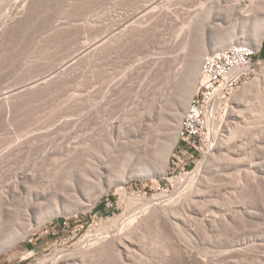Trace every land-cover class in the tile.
Returning a JSON list of instances; mask_svg holds the SVG:
<instances>
[{
  "label": "rangeland",
  "instance_id": "rangeland-1",
  "mask_svg": "<svg viewBox=\"0 0 264 264\" xmlns=\"http://www.w3.org/2000/svg\"><path fill=\"white\" fill-rule=\"evenodd\" d=\"M211 6L212 0H0V95L16 94L15 88L41 76L52 77L34 91L0 101V155L7 154L0 157L5 210L0 244L14 234L19 238L0 252V264H52L84 235L107 237L132 224L136 228L126 247L114 253L109 248L110 253L98 255L101 260H92L264 264V80L263 97L255 89L250 93L247 82L217 106L213 144L189 162L185 173L172 162L177 143L162 174L156 156L139 140V121L151 109L164 107L162 129L175 112L179 100L174 97L180 94V99L179 90L190 81L185 43L197 41L194 29L208 41L211 25L226 26L222 20L230 13ZM204 10L209 12L200 13ZM195 24L202 30L192 29ZM100 37L107 49H94L95 56L86 51L83 60L73 58L76 63L61 66ZM263 46L264 39L260 50ZM257 70L250 82L260 79L264 58ZM121 121L126 131L107 138L111 125ZM27 136L39 137L8 153ZM88 140L99 144L91 145L92 158H70L67 169L56 167L65 160L68 145ZM20 171L34 173L36 182L8 193ZM164 204L175 209L174 215H163Z\"/></svg>",
  "mask_w": 264,
  "mask_h": 264
},
{
  "label": "bare ground",
  "instance_id": "bare-ground-1",
  "mask_svg": "<svg viewBox=\"0 0 264 264\" xmlns=\"http://www.w3.org/2000/svg\"><path fill=\"white\" fill-rule=\"evenodd\" d=\"M211 7H212V11L225 10V11H227V13H230V16L227 19H223L222 20L223 23H226V26H223L222 23H220V22L214 23V27H212V25L210 26L211 27V34L209 35V40L208 41H207V38L204 36L203 32L201 33V31L198 30L199 32L197 33L196 32L197 30L194 29L195 34L193 36H196V34H198L197 36H199V33H201L199 37L196 36L195 39H197V41L196 42L193 41L195 43H193V42H191V43L190 42H186L185 43L184 42L185 43V47H187L188 50H189V56L187 57V59H185L186 60L185 64H186V67H187V71L189 73L188 76H190V78H189L190 81L189 80H188V82L186 81V87L184 86V89H183V86H182L181 89H183V90H181V89L179 90V91H182L181 92V98L180 99L178 98L180 96L179 93H178L179 96H177V98L174 97V101H176V99L179 100L176 103V105H175L176 107L173 108V109H175V112H170L169 118H168V122H166L165 125H164V122H163V124H161V125H164L163 129L165 131H168L169 133L164 132L162 127L159 125V122L161 121L160 119L162 117L161 114L164 111L163 110L164 107H161V106L151 109V111H149V113L147 115H144V112H143L144 116L141 118L142 120H140L141 122L139 121V124H138V125H140L139 126V131L141 132L139 140H143V142L145 143V146L148 147L149 152L151 151V153H152L151 155L154 154L156 156L155 159H157L159 161V165H158L159 166V170L158 171H160L162 174L165 172L166 167L169 166L167 160H168L169 153L172 150L173 146L177 143L176 144V149H175V151L172 152V155H171L172 156V161L175 159L176 153L178 152L179 148L181 147V143L183 141V136H184V128H186V126H188V117H191L194 114L196 95H197L201 85L203 84V80H204V77H205L206 72H207V63H208V60H210L211 56H218V55H223V54H226V53H230L231 49H235V48H237V50L243 51V52H260L261 42L264 39V0H212V6ZM202 12H205V10L201 11L200 13H202ZM206 12H209V11H206ZM196 15L198 16V14H196ZM197 16H195V17L198 20V18H200V17H197ZM204 16H208V13H207V15H204ZM192 17H194V16H192ZM202 17L203 16H201V19H202ZM203 18H206V17H203ZM191 19L193 20V18H191ZM191 19L188 21V23L190 21L192 22ZM193 21H196V20H193ZM191 22H190V24H191ZM202 22H205V21L202 20ZM192 24H194V22ZM196 24H197V26L200 25V24L198 25L197 21H196ZM196 24H195V26H192V29H193V27H195L196 29H201L202 30V28H199V27L197 28ZM202 24H204V23H202ZM127 25H128V23H127ZM189 25L187 27H189L191 29V25L190 26ZM223 27H224L223 30H225V28H227L228 30L227 31H223V30L220 31L221 28H223ZM212 28L214 29L213 32H212ZM186 30H188V29H186ZM189 32H191V31H189ZM110 35L108 34V36H110ZM193 36H190V38L193 37ZM190 38H188L189 41H190ZM105 40L106 39H104V37H102V38L100 37V39L94 41L89 46L86 44V48L82 47L83 49H81L79 52L77 51V53H75V55L73 57H71V59L64 61L63 64L61 63L62 65L61 64L60 65L65 67V66H67V64L70 61L72 62L73 58L74 59L75 58H81L84 55H86L85 54L86 51H87V53H90L94 49L100 48L102 45L104 46L103 42H105ZM191 40H192V38H191ZM108 46H109V44H108ZM182 47H183V44H182ZM104 48L105 47L102 48V51H103ZM105 49H107V48H105ZM94 52H96V50H94ZM100 53H102V52L100 51ZM100 53H99V55H101ZM93 54L95 56V53H93ZM105 54H107V53H105ZM202 55H203V57H202ZM84 58L85 57H83V59ZM90 58H92V57H90ZM96 59H97V56H96ZM85 60H87V59H85ZM88 60H89V58H88ZM73 61L75 62V60H73ZM79 61H80V59H79ZM200 61H201V63H200ZM89 62H92V61L90 60V61H88V63ZM199 65H200V67H199ZM198 67H199V70H198ZM58 72H60V71H58ZM198 72H199V77H198ZM186 75H187V73H186ZM46 76H48V75H46ZM188 76H187V78H188ZM261 76H262V79H261ZM261 76H260V79L258 77V79L254 78L253 81H251V82L249 81L250 83L248 82V80H239L237 82L232 83V85L230 87V92L226 95L225 101H228L233 96V94H234L235 90H237V88L241 87V85H243V84L245 85V83H247V82H248L247 83L248 86L251 88L249 90V92L255 89L256 94L255 93L254 94L258 95V96L259 95L261 96L262 94L260 93V91H261L260 90L261 89L260 83H261L262 80H264L263 79L264 78V71L262 72ZM53 77L55 78V76H53ZM51 78L52 77L47 78L45 76L44 77L41 76L38 79L29 81L28 83H25L24 86H22V87L15 88V90L17 91L16 94L13 93V92L12 93L15 94V95H17V93L20 94L21 92H24V91L26 93L27 90H32V89H34V88H36L38 86H42L41 85L42 83H44V85L48 84L49 82H51V81H49ZM47 81H49V82L45 83ZM118 81H119V83H122L121 82L122 78H121V80L119 78ZM187 83H189V84L187 85ZM183 84L185 85V83H183ZM118 85H120V84H118ZM245 86L247 87V85H245ZM248 89H246V91ZM194 90H195V92H194ZM32 91H34V90H32ZM105 91L107 92V90H105ZM6 92H8V91H6ZM106 92H105V94H106ZM27 93H29V92H27ZM0 94H3V92L0 93ZM13 94H9L7 96L3 95L4 97H2V95H0V97H2V98H0V101L1 100L2 101L3 100L6 101V98H8V97L12 98L11 95H13ZM103 95L104 94H102V96ZM237 96L238 95H236L235 98ZM260 96L258 98H260ZM261 97H263V95ZM240 99H241V97H240ZM101 100H103V99L101 98L100 101ZM8 102H9V100H8ZM5 103H4V105H5ZM174 104H175V102H174ZM184 110H185V112H184ZM182 113H184L183 118H181L182 117ZM136 114H137V112L134 113V115H136ZM138 114H140L139 111H138ZM138 114H137L136 118L139 117ZM134 115H133V117H134ZM138 119H140V118H138ZM162 119H163V117H162ZM213 119H214L213 124L215 126V122H217V121H215L214 117H213ZM67 121H71L74 124L77 123V121H75L72 118H69V120H67ZM122 122L123 121H121L120 124H112L111 125V127L108 129V132H107V138L111 137L114 134L119 135V134L124 133V130H125L126 127L124 126V124ZM137 122H138V120H137ZM214 126H213V131H214V133H216V129H215ZM233 133L230 134L231 138H232V135L234 137L235 133L234 134ZM166 134H169V138H168V136L166 137ZM179 134H180V137H179V140H178ZM37 137H39V136H27V137H25L24 139H22L20 141L18 140L16 143H14L13 145H11L9 147L8 153H10V151L13 152V150H16V149L18 150L19 148H20L19 150H21V147H24L25 145H28L30 142L32 143L34 141V139H36ZM105 138H106V136H105ZM166 138H168V139H166ZM100 139H103V138H100ZM165 140H167V141L165 142ZM177 140H178V142H177ZM96 141H98V140H96ZM96 141L88 140V141H86L84 143V145L83 144H78L77 142L68 145L66 147V149H65V152H64L65 160H61V163L58 164L56 167H58V169L66 168L67 167L66 164L68 163L70 158H72V159L82 158L84 155L91 156V157H85V159L92 158V155H89V152H90L89 149H90V147L93 146L94 142L97 143V145H99L98 142H96ZM94 145H96V144H94ZM92 148L90 150H92ZM16 152H18V151H16ZM3 154L5 156H3ZM3 154H1L2 157H5V159H6V155H7L6 151ZM13 154H15V153H13ZM1 155H0V157H1ZM9 155L12 156V154H9ZM90 160H92V159H90ZM85 161H88V159L85 160ZM91 162H93V161H91ZM88 164H90V162ZM66 169H65V171H66ZM60 171H63V170H60ZM192 173H193V171L190 172V174H192ZM34 178H35V174L32 173V172H26V171L17 172L15 174V180L13 182V185L8 187V193L9 192L10 193H16L18 190L23 189L25 183H27V184L35 183L36 181L33 180ZM188 198H189V196H188ZM188 198H187V200L189 201ZM182 204H184V203L182 202ZM165 206L166 207L168 206V207L165 209L164 208ZM165 206H160V207L164 208V213L165 214H163V215H165L167 218H169L171 215H174L173 213H174L175 209L173 207L170 208L169 205H165ZM171 206L175 207V204H173V205L171 204ZM160 207L158 209H160ZM168 209H169V211H167ZM4 212H5V210H4V200H3V198H0V217L4 214ZM152 212L154 213V210ZM178 213H180V212H178ZM178 213L176 212V214H178ZM159 217H161V216H159ZM26 225H28V223ZM135 226L136 225H133V224L129 225V226L127 225V228H125V229H122V228L118 227V228H120V229H118V231L115 229L117 233H115V234L113 233V235L111 233L109 235V233H108V235L106 234L107 237H103L102 236L101 238L100 237L96 238L97 237V235H96L95 239H93V240H90V237L92 238L91 235H89L90 237L88 235H84V237H82V239L78 242V244L73 249L67 250L66 252H63V253H59L54 258V260L52 261V264H89V263H91L90 261H93L92 259L95 258L96 256L99 259L100 258L99 256L101 255L100 253H102L104 251H106V253H110L109 251H112L111 249H113L112 252L114 253L115 250H118L119 248H123V247L127 246V244L130 242V238H131V235H132L131 233L136 228ZM24 227H26V226H24ZM28 227L30 228V226H28ZM103 229H105V228H103ZM17 233H19V232H17ZM12 234H14V233H12ZM12 236H11L9 242H7L5 244L3 242V244H0V252L2 250L4 251V249H7V247H10L15 241H17L14 238H16V237L18 238V236H16L15 234H14V236H15L14 238ZM21 238H23V237L21 236ZM1 241L2 240H0V242ZM109 248H110V250L108 251ZM102 255L106 256L107 254L104 253ZM95 260L96 259H94V261ZM100 260H101V258H100ZM97 261L99 262V260H97ZM98 262L96 263V261H95L94 264H98Z\"/></svg>",
  "mask_w": 264,
  "mask_h": 264
},
{
  "label": "built area",
  "instance_id": "built-area-1",
  "mask_svg": "<svg viewBox=\"0 0 264 264\" xmlns=\"http://www.w3.org/2000/svg\"><path fill=\"white\" fill-rule=\"evenodd\" d=\"M259 54L235 48L230 53L211 56L208 60L203 84L196 95L194 114L188 117L181 147L172 161L180 166L182 172H187L190 161L205 153L212 141L213 117L216 121L217 106L224 104L232 83L252 79L257 65L262 62Z\"/></svg>",
  "mask_w": 264,
  "mask_h": 264
},
{
  "label": "crops",
  "instance_id": "crops-1",
  "mask_svg": "<svg viewBox=\"0 0 264 264\" xmlns=\"http://www.w3.org/2000/svg\"><path fill=\"white\" fill-rule=\"evenodd\" d=\"M261 52H260V54H259V57H261V58H264V46H263V48H262V50H260Z\"/></svg>",
  "mask_w": 264,
  "mask_h": 264
}]
</instances>
